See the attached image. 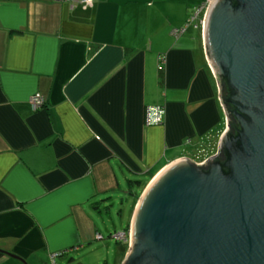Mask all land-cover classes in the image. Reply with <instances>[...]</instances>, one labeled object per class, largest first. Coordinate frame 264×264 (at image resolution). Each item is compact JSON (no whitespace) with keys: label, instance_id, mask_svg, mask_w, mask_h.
<instances>
[{"label":"crops","instance_id":"1","mask_svg":"<svg viewBox=\"0 0 264 264\" xmlns=\"http://www.w3.org/2000/svg\"><path fill=\"white\" fill-rule=\"evenodd\" d=\"M206 1L0 0V249L29 264L93 249L119 205L129 233L166 166L218 146L227 116L204 27L172 33ZM154 105L164 122L147 126ZM4 251L0 264H23Z\"/></svg>","mask_w":264,"mask_h":264},{"label":"water","instance_id":"2","mask_svg":"<svg viewBox=\"0 0 264 264\" xmlns=\"http://www.w3.org/2000/svg\"><path fill=\"white\" fill-rule=\"evenodd\" d=\"M237 1L214 0L204 26L227 116L220 149L230 173L217 154L166 166L139 198L124 264H264V0ZM222 76L235 110L224 104Z\"/></svg>","mask_w":264,"mask_h":264},{"label":"rangeland","instance_id":"3","mask_svg":"<svg viewBox=\"0 0 264 264\" xmlns=\"http://www.w3.org/2000/svg\"><path fill=\"white\" fill-rule=\"evenodd\" d=\"M214 2V0H212ZM212 4V3H211ZM193 30V29H192ZM224 134V133H223ZM221 134H218L216 136L215 141L218 140L221 141V137L219 138ZM209 143V144H208ZM204 143L199 149H195L193 152L195 155H193L194 159L196 162L198 161L199 163L206 161L209 157H211L210 154H208V149H206L207 145L210 147V143ZM214 143V142H213ZM220 143H218V146L211 145L210 148H212L213 153L215 152V149L219 147ZM215 146V147H214ZM205 150H201L204 149ZM193 159V158H192ZM197 162V163H198ZM119 204V203H118ZM123 206H114V210L112 212V218L111 217H105V221L107 223V228L103 227L105 232V238L99 242H97V245L92 246L91 248L93 249H88L82 250L81 252H73L70 254L65 255L64 257L60 256H55V260H50V264H123L126 262V259L130 255L132 242L129 239L128 244L125 246L124 242L117 241L113 236L115 234V231H121L123 229H126L128 223H129V216L130 214L126 210L125 214L121 216L119 214V210L122 209ZM137 208V206H136ZM132 228H130V232ZM112 233L113 236L109 237V233ZM129 232V233H130ZM130 247V248H129ZM126 249V254L125 252ZM129 248V249H128ZM128 250V251H127ZM86 251V252H85ZM124 254L126 255V259L122 261V257H125Z\"/></svg>","mask_w":264,"mask_h":264},{"label":"built area","instance_id":"4","mask_svg":"<svg viewBox=\"0 0 264 264\" xmlns=\"http://www.w3.org/2000/svg\"><path fill=\"white\" fill-rule=\"evenodd\" d=\"M59 1L69 2L72 7L81 5L83 8H88L90 6H93L94 4V0H59ZM211 3H213L212 0H207L206 2L194 7L185 25L180 28H175L172 31L174 36L179 37L180 35L184 34L186 31H188L189 28L202 29L205 26L206 14L209 7L212 5ZM30 103L33 110H38L44 106L45 99L41 93L37 92L31 97ZM165 114H166V108L164 105L148 106L145 109V115H144L145 124L147 126L160 125L164 122ZM129 234L130 233H128L127 231H119V232H115L114 236L113 235L112 236L117 241L127 243L130 238Z\"/></svg>","mask_w":264,"mask_h":264},{"label":"trees","instance_id":"5","mask_svg":"<svg viewBox=\"0 0 264 264\" xmlns=\"http://www.w3.org/2000/svg\"><path fill=\"white\" fill-rule=\"evenodd\" d=\"M233 4L234 5H237L238 4V1L237 0H233ZM160 77L161 79L163 80L164 78V70L161 69L160 70ZM221 83H222V93H223V100H224V104L225 106L230 109L231 111L232 110H235L236 107L234 106L232 100H231V97L232 95L234 94V90L231 88L228 80L226 77L222 76L221 78ZM231 118H232V122L231 124L233 125L234 129H237L239 128V123L237 121V119L232 115L230 114L229 115ZM228 151L226 149H222L219 156L217 157L216 161L220 162L222 164V167H223V171L225 174H229L230 173V169L228 167H226V162L228 161ZM204 169L207 171L209 169V167H204Z\"/></svg>","mask_w":264,"mask_h":264},{"label":"flooded vegetation","instance_id":"6","mask_svg":"<svg viewBox=\"0 0 264 264\" xmlns=\"http://www.w3.org/2000/svg\"><path fill=\"white\" fill-rule=\"evenodd\" d=\"M238 129V128H237ZM230 133H233V134H235L236 133V129H234V127H233V125H232V127H231V129H230ZM236 135V134H235ZM225 144H227V143H225ZM220 147H221V144L219 145V147H218V152H217V155L213 158V159H217V157L219 156V154H220V152H221V150L223 149H220ZM213 159H210L209 161H207V163H209L211 160H213ZM206 163V164H207Z\"/></svg>","mask_w":264,"mask_h":264}]
</instances>
